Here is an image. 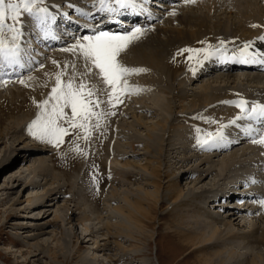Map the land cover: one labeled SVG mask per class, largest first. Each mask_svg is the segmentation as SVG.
Returning a JSON list of instances; mask_svg holds the SVG:
<instances>
[{
  "label": "rangeland",
  "instance_id": "1",
  "mask_svg": "<svg viewBox=\"0 0 264 264\" xmlns=\"http://www.w3.org/2000/svg\"><path fill=\"white\" fill-rule=\"evenodd\" d=\"M87 1L89 0H80V4L84 8H88L84 5ZM191 3L194 4L192 5ZM191 3L192 6H189V3L185 4L182 0H173L168 9L151 6L157 10L155 19L149 22L146 27H142L143 31L145 30L147 34L141 33L129 42L120 57L121 63L129 68H144L145 65L143 63H138L134 56V49L137 48V44L143 42L146 37L149 36L148 34L155 33L156 31H154L153 28L165 26L179 27L176 21L170 24L164 23L166 22V18L172 14L173 9L180 8L183 10L198 11V9L203 10L202 8H204V5L202 3L198 5L196 0H192ZM227 4H230V8L232 7L230 0ZM45 5L51 10L55 9L54 11L56 13L59 10H64L67 5L66 10L70 9L71 11V8H74L73 5H69L63 0H45ZM261 5L264 7V2L260 3V6ZM226 9L227 8L224 7H218L215 13H211L212 17L215 18V15L223 10L228 12L229 8ZM71 14L73 15V13ZM22 19L25 22V31L22 40L26 42L27 50L32 44L31 41H33V37L29 36L31 35L30 33L33 32L34 27L26 16L22 17ZM27 29L30 32H27ZM130 30L131 28L129 31ZM143 36L144 38H142ZM76 38L73 40L70 39L57 47L43 49L40 52L41 54L37 52L34 59H28L26 61V63L31 64L30 70L25 69L23 72H15V74L8 70L6 72L7 75L4 73L0 74V96L8 102L11 100V95L15 94L14 97L21 100L24 96H27L25 92L30 91V84L38 79L37 82L39 85L45 86V89L41 90L39 93L43 92L39 95L42 99L47 98V94L51 90L54 82H46L43 85V81L37 76L40 74V71L43 73L42 70L44 71V69L49 68L48 63L51 62L52 64V61L57 62L55 64L56 66L62 65L61 67L59 66V68L63 70H60L63 73L61 77L62 80L71 78L74 79L78 85L79 81L83 78L75 76L74 74V70H77L78 65L83 66L85 70L84 75L91 78L93 84L89 87L95 86L98 90L105 88L106 86L103 85L102 79L98 76L96 70L93 68L92 72H88L84 62L79 59L78 53L67 50L72 46ZM59 51L61 52V58L59 57L54 60L53 58L55 57L53 54ZM224 52L226 51H219L214 55L216 56ZM67 57L69 61L66 59ZM176 59L177 61L183 60L181 56H178ZM196 60H198L196 54H193L191 59L187 58L185 60L183 68L180 69L181 75L174 80L175 85L172 83L173 88L169 94L159 91L163 90L165 87L162 84L159 85V88L144 86L141 81H138L135 73L129 74L126 77L128 84L137 86L140 89L139 91L125 93L122 97V103L117 104L114 115L106 116L99 128H93L91 130L88 138H83V134L79 133L81 138L77 140L71 132L65 137L66 140H74L75 146L83 149L87 155H81L74 151L73 145L68 143L61 144L59 149L53 146H47L44 156L48 158V164L50 166L45 169L46 171L42 170L39 172L37 169L30 168V170L27 171L26 168L35 164L34 156H27L25 149L22 148V144L24 143L35 142L36 138L29 131L28 125L36 118L37 113L26 116L25 119L18 124L13 123L12 129L8 130L5 124V126L2 125L4 128L1 129V132L4 133V135L2 134L4 137L0 138V262L3 264H83L76 261V259L72 257L73 255L70 254L76 253L79 256L85 255V253L90 250L91 246L96 245V243H94L96 237L99 239L103 237L101 234L105 233V229L103 228L104 222L108 221L114 223L120 221L125 225L128 224L122 216L113 212L110 208L108 209L107 206L122 205L121 195L124 193H128L129 196H136L137 189H153L152 186L145 184V180L151 179L152 176L147 171L137 167L130 166L123 168L128 173L132 174L130 183L123 181L118 182V180L112 176V161L114 160H129L136 165H143L147 163L146 161L148 160L149 166L153 167L156 165L154 162V153L151 152V154L150 152H146L143 148V146L149 142L146 136L147 132L155 134L161 140L162 153L159 161L160 164H158V172L162 177L164 172H174L173 176H171V174L167 177L169 179L161 178V176L156 179L162 184L160 199L164 193L167 192L165 187L170 183L166 180L175 178V176H178L175 180L178 182L181 190L184 193L187 192L186 187L189 186V184H186L189 183V181L192 182L194 176L182 175L179 177L178 173L183 169H188V167L190 169H195L199 164V158L201 159L207 154L215 155V151L194 150V146L196 147L197 143L190 139H186V136L184 138L176 137L173 135V129H183L182 132L185 134H187V130L206 133L207 131L211 132L213 130V132H215V130L223 124L226 126L224 131L230 133L228 134L229 137H233L236 134L234 132V127L230 132L231 127L228 126V120L226 118H223L220 122L217 121L216 125L208 127L199 120L200 116L207 117L205 109H202L203 111H192V109H190V94L194 90H197L198 85L207 81L212 82L211 84L213 85H218L220 83L219 81H214L215 74L199 75V67L195 66ZM40 65H43V67H40ZM65 65H67L69 69L65 67ZM71 69L74 70L71 71ZM230 72L237 74L240 70H231ZM9 74L12 75L9 76ZM30 78H32V81ZM184 78H186L188 82H183L182 79ZM20 79L24 80L23 84L20 83ZM222 86H224V84ZM225 86H227V88L231 87L229 85ZM176 87H182V93L186 94V98L182 100V103L186 106L183 115L175 114L176 110L174 108L179 104L177 96L180 94V92H176ZM165 88L164 90H166ZM254 90L249 91L252 98H250V100L248 98L246 101L249 100V102L255 101L258 104H264V91L261 89L258 90L257 88ZM22 91H24L22 96L17 95L18 92ZM151 94H159V97H162L165 102L167 101L166 103L168 106L170 105L168 110H175V112L172 111V113L168 111L169 113L166 114L167 126L162 130L156 125L157 119L160 118L159 114H161V111L159 109H154L153 105L150 103ZM18 96H20V98ZM255 96H260V98ZM235 99L236 98H230L225 100L228 102L235 101ZM104 100L106 105V92ZM225 100L223 99L222 101ZM227 102L223 105V108H231V105H233ZM250 106L249 103L248 107L250 108ZM145 108H147L148 112ZM38 110L39 109H36V111ZM66 112L70 115V109H66ZM234 114H236V111ZM234 114H229L227 118ZM5 123H7V120ZM91 123L95 122L92 121ZM6 132H8V134H6ZM18 137H22L21 139L24 138L23 143H19ZM252 142L253 138L242 141L236 144L232 151L239 150V147L247 148L246 150L249 151V146L251 145L247 144H252ZM157 148L158 147L155 146L153 150ZM226 151L217 152L219 155L216 154L213 159L217 160L224 156L227 154ZM53 155L54 160L51 159ZM72 163L73 166L76 165L73 167ZM118 166L119 165H116L117 168L121 167V165ZM63 172L64 174H62ZM248 172L249 171L243 170L244 174H248ZM54 174H56V177H54ZM234 179V174H228L224 175L220 180L212 181V176H208L198 184H195L196 181H194V183L192 182L190 187L193 189V192L198 193L203 188H210V192L204 194L206 197L204 195V197L200 196L199 194L197 199L200 198L198 200L194 199L192 202L202 205L206 210H214L212 214L222 220L228 222L230 220L234 232H246L255 227L264 228V207H261V210L257 209L256 212L240 210L241 212L236 214V210H238L234 207L236 202L234 198L236 196H223L224 192H222V190H225ZM244 180L247 181V178H244ZM111 183L116 187V193L114 194H111L113 193L111 191ZM240 187L246 188L245 185ZM49 188L53 194L50 192L49 195H46L45 190ZM261 197L264 196L261 195L257 199ZM217 198H220L219 204L214 206L217 203ZM106 201H109L108 204L105 203ZM172 205L171 202H168L166 198H164L162 205L159 206L158 204L154 206L151 217L143 222L145 225L143 228L144 234H138L134 231L133 225H130L133 235L135 234V236L140 239L131 238L122 233L116 238L117 242L121 244H119L121 247L116 248L112 243L110 244L112 252H110L114 253V256L117 258H121L124 254H129L133 251L139 253L131 262L132 264H158L159 261L160 264H198L191 255H186L182 249L177 248V245L172 244L175 241H173L171 236L165 235L166 226L169 224V219L171 220L170 211L168 210L170 209L169 206ZM79 212H84L88 219L80 221ZM97 216L100 217V220L95 218ZM234 217L237 218L233 219ZM239 217L241 220H239ZM20 220H24L28 223L25 224L23 222L24 224H18L17 222ZM85 226L98 231V233L92 232V234L86 235L84 231ZM114 230L115 229H111V232ZM121 230L124 231V228H121ZM86 238L89 239L87 242L84 241ZM129 242H133L136 245L133 250L126 248ZM78 243H80L82 247L75 252ZM100 248L102 247L100 246ZM93 250L95 251V249ZM261 251H264V248L263 250L261 249ZM102 252L103 250L98 253ZM103 253L105 254V251ZM172 254L177 255L172 258ZM62 255L65 257L63 258ZM96 258L97 262L101 261L98 256ZM90 261L89 263H91ZM125 262L127 261L121 260L118 264H125ZM93 264L95 263L93 262Z\"/></svg>",
  "mask_w": 264,
  "mask_h": 264
},
{
  "label": "bare ground",
  "instance_id": "2",
  "mask_svg": "<svg viewBox=\"0 0 264 264\" xmlns=\"http://www.w3.org/2000/svg\"><path fill=\"white\" fill-rule=\"evenodd\" d=\"M63 1H65L69 5H73L74 7L73 8L74 10L72 8L71 11L70 9L67 10L68 12L67 18L69 17L71 18L73 16L71 13H74L76 11L75 8L77 9L83 7L80 4V0H63ZM196 2L198 3V5L201 3L204 5V8H202L203 10H199V9L198 11L187 10V9L183 10L180 8L173 9L172 14L170 13L171 15L168 18H166V22L164 23L170 24L176 21L179 27L165 26L160 28H153L154 31L156 32L148 34L149 36H147L145 40L142 39L144 40L143 42L137 44V48L135 49L133 48L135 50L134 56L137 59V62L140 64L143 63L145 65V67L142 68L145 69V71L135 73L138 81H141V83L144 86H149L151 88L152 87L159 88V85L162 84L163 86L166 87V88L164 87L166 90H164L163 88V90H159L160 92L162 91L169 94L172 91L173 88L172 83L174 84V80L177 77H179V75H181L180 69L183 68V64L189 56V53L187 51L180 52L179 54H177V50L179 49L191 48L195 50L206 47L208 45H211L215 48H220L221 45L218 42L224 41L223 50H227L226 52H229V54H231L230 58L232 56H239V57L244 56L245 58L246 57L245 54L238 55V53H240L242 49H245V44L247 42L248 47L247 49H245V51H248L249 54L253 53V57H255L256 60L262 59V61H264V7H262V5L260 6V3H263L264 0H230L232 5L231 8H230V4H227L229 3V0H196ZM151 3H154V1L150 2L149 4ZM194 3L191 4L193 5ZM164 4H165L164 2L162 3L160 1L158 2L159 6ZM191 4L189 3L188 5L190 6ZM84 5L90 9L89 12L91 13V15L89 16V19L93 18L92 15L99 13L95 9L91 8V0L84 3ZM170 6H168V8H170ZM66 7L64 8V10H59L58 12L60 13L63 11L66 12ZM218 7H224L227 9L229 8V11L228 12H225L224 10L222 12L217 11L218 15L216 14L215 15L216 17L214 18L212 17V14L216 12V9H218ZM54 13L56 12L54 11ZM153 14L154 13H152V17ZM93 19H95V16ZM99 19L100 17L97 18L95 21H98ZM80 25H88V24L82 23ZM252 25H256V27H253ZM90 28H92V26H90ZM26 31L30 32L28 29ZM144 31H142L143 34L146 33V31L145 32ZM59 32H57V36H60ZM31 36L32 34L29 37ZM75 36L76 34H73V38H75ZM60 37H63V35H61ZM142 38H144V36ZM36 42L33 43V41H31L32 44L31 46H29V49H31V51L29 52H32L34 49L40 50L41 52V50L48 48L44 46L45 44H40L38 43V41ZM52 47H57V46H52V45L49 46V48ZM232 52H236V53H232ZM184 54H186L187 57ZM193 54H196L197 56H199V58H202L195 63V66H198L200 71L202 69H207L209 65H213L215 61L221 59V58L217 59L215 55L205 59L203 58V54H197L195 52H193L192 55ZM53 55L55 57L53 59L56 60L61 56V52L60 51L58 53L56 52ZM178 56H181L183 60L177 61L176 58H178ZM68 57L66 59H68L69 61ZM32 59L33 57L30 58L29 60ZM25 64L27 65L28 63H26L25 61ZM48 64H49L48 66L49 68L44 69V71L42 70L43 73H41V71L39 72L40 73L39 75L37 73L38 75L37 77H39V79L43 81V85L46 82L48 83H50L51 81L55 82V73L58 70L59 71L61 70L55 64L53 63L51 64V62ZM59 66L61 67L62 65ZM26 70H28V68ZM73 70L74 69H71V71ZM230 71H231L230 69H226L225 71L217 72V74H215L214 72H209V74H215L214 81H219L220 83L218 85H213L211 84L212 82L209 81L204 82L198 85L197 90H194L190 94L191 97L189 101L190 109H192V111L194 110L200 111L202 109H205L207 113V117L200 116L199 118L200 122H202L205 126L208 127L211 125L214 126L217 124V121L220 122V120H222L223 118H226L229 121L231 118H232L231 120H233L235 117H237L240 110L237 107H235L234 104L231 105V108H223V105L227 102L225 99L236 98L235 100L238 99L246 100L249 98L250 100V98H252V95L249 93V91H253L255 88L264 91V74H258V72L256 71L248 72L247 69L245 68L240 69V72L237 74ZM84 73L85 70L83 69V66L77 65V70L76 69L74 70L75 76L83 77L82 79H84L87 82L86 87H89L91 84H93V82L91 78L85 76ZM30 79L32 81V78ZM37 80L31 84L29 82L32 90L31 88H29L30 91L25 92L27 96H24L21 100L16 99L14 97L15 94L11 95L12 96L11 100H9L8 102L0 96V138L4 137L2 136V134L4 135V133L1 132V129L4 128L2 125L5 124L8 130L12 129V126L14 125L13 123L18 124L20 123V121L22 122L26 116H31L32 114L34 113L36 114L38 111H40V109L37 107V103H34V101L38 102L42 100L39 94H41L43 91L41 93L39 92L45 89V86H40ZM182 81L185 82L187 81V79L184 78L182 79ZM223 84L224 86H222ZM225 85H229L231 87L227 88V86ZM23 92L24 91L18 92L17 95L22 96ZM176 92H180V94L177 96L179 104L177 103L178 105L174 108L176 112L175 110H171V109L168 110L170 105L168 106L166 103L167 101L165 102L162 99V97H159V94L158 95L151 94L150 96L151 99L150 103L153 105L154 109L156 110L159 109L161 111V114H159L160 118L157 119L156 121V125L161 130L167 126V116H166L167 113L169 112L172 113L173 111L175 112L176 115L184 114L186 106L182 103V100L186 98V94L182 93V87L181 88L176 87ZM18 97L20 98V96ZM258 97L260 98V96ZM223 99L225 101H222ZM252 100H256V99H252ZM116 107L117 104H114L113 111L116 110ZM36 109L39 110L36 111ZM145 109L147 110V108ZM104 110L107 111V104L104 105ZM235 111L236 114H234ZM229 114H234V115H231L229 118H227ZM6 120L7 123H5ZM241 120L243 119L237 120L235 123L231 124V126L228 124V126L231 127L230 132L235 128L234 132L236 133L235 136L229 137L230 142H225L224 144L217 146H209L207 148H203L201 146H198L197 144L196 147L194 146V150L197 149L199 151L201 150L215 151V155L217 154V152L220 153V152H225L226 150H230V151H226L227 154L218 158L217 160L213 159L215 155L212 154L210 155L207 154L206 156L204 155L201 159L200 158L198 159L199 164L195 169H190L188 167V169H183L178 173L179 177L182 175H187L190 177L194 176L193 181L192 180L191 181L193 183L194 181H196L195 184L202 182V180H204L208 176H212V181H213V180L222 179L224 175L234 174L235 177V179L233 180L234 183L233 182H232L233 184L230 183V185L227 187L229 190L233 191L229 197L236 196V202L234 204V207L238 209L236 210V214L244 210H247L249 212H256L257 209L261 208L260 204L257 202L259 199L251 200V198L252 197L255 198L258 192L260 194L263 193L262 195L264 196V188H263L264 184H262L264 183V144L252 142V144H247V145H251L249 146L250 147L249 151L246 150L247 148H240V147L239 150L241 151L239 150L232 151L233 147H235L236 144H239L242 141H246L252 138L248 136L244 138L242 137L239 131ZM182 131L183 129L175 128L173 129V135H175L178 138L179 137L184 138L186 136V139L195 141V143H197L198 135L203 136L204 134L208 133V131L206 133H203L198 131L194 132L193 130L190 131L187 130V134H185ZM6 134H8V132H6ZM146 136L149 142H147L143 146V148L145 149L146 152L154 153L153 154L154 162L156 163L157 166L156 165L153 167L149 166L148 160L146 161L147 163H144L143 165H136L130 162L129 160H123V161L114 160L112 161L113 164L112 176L115 177V179H117L118 182L123 181L130 183L132 179L131 177L132 174L128 173L123 168L130 166L137 167L139 169L147 171L152 176L151 178L152 180L146 179L145 184L152 186L153 189L152 190L137 189L136 196H129L128 193L122 194L121 195V201L123 202L122 205L107 206V208L108 209L110 208L113 212L122 216V218L128 224L125 225L120 221L114 223H110L108 221L104 222L103 228L105 229V233H102L101 235L103 237H100L99 239L95 236L96 240H94V243H96V245L91 246L90 250H88L85 253V255L83 254L82 256H79L76 253H72V254L69 253V254L73 255L72 257L76 259V261H79L83 264H93V262L95 264H118V262L121 260L127 261L125 262V264H132L131 262L135 257L139 255V253L133 251L129 254H124L121 258H117L114 256V253H111L112 249L110 244L113 243V245L116 248H120L121 244L117 242L116 238L120 236L122 233L125 236L136 239L137 237L135 236V234L133 235V232L130 229V225H133L135 229L134 231L137 232L138 234H144L145 232H143V228L145 225L143 222L151 217V212L154 206L158 204L159 206H161L164 198H166V200L168 202H171V204L173 205L169 206L170 209L168 211H170L171 220L169 219L168 222L169 224L166 226L165 235L171 236L173 241H175L172 244L177 245L178 246L177 248L182 249V251H184L186 255L189 256L191 255V257H193L196 263L198 264L200 263L201 264H264V251H261V249L263 250L264 248V228L255 227V228H251V230L246 232H241V233L234 232V228L231 227L230 220L229 222L222 220L221 218L214 216L212 214V211L214 210H206L203 208L202 205H198L195 202H192L194 199H197L199 194L200 196H203L204 194L210 192V188H203L198 193L193 192V189H191L190 187V184L192 182L189 181V183L187 184L185 183L186 185L189 184V186L186 187L187 192L185 191L186 193H184L181 190L178 182L175 180V178L176 177L178 178V176H175V178L166 180L167 182L170 183H168L167 186L165 187V190L167 192H165L164 195L162 194L163 196L160 199V189L162 187V184L159 180L157 181L156 179H158L161 176V174L158 172L159 170L158 164H160L159 161L162 153V144L160 138H158L155 134L151 132H147ZM21 138L22 137L17 138L19 140V143H23L24 138L23 139ZM47 146H52V145L37 139H35V142L33 143L22 144V148L25 149V153H27V156L30 157L34 156V161H35V164L26 168L27 171L30 169H37L40 172L50 166L48 164L49 163L48 158L44 156ZM155 146H157L158 148L153 150ZM51 159L54 160V155L51 157ZM116 165L119 166L121 165V167L117 168ZM243 170L249 171L248 174H244ZM62 174H64V172ZM169 175L173 176L174 172L172 171L164 172L163 177L161 176V178L165 179ZM54 177H56V174H54ZM244 178H247L248 183L247 185H245L246 188H243L244 189L243 190L240 187L241 183L239 185H236V183L242 180V183L246 184ZM252 180H255L257 182L252 183L251 182ZM111 188H112L111 191L113 192L111 194L116 193V187L114 186L113 183H111ZM236 191H242V192H236ZM50 192L51 194H53L50 188L45 190L46 195H49ZM222 192H226V189L222 190ZM245 192L247 193V196L250 197V200L249 198H247V196H244ZM253 194L256 195L253 196ZM239 196L243 197V200H241V202H239L238 200ZM219 200L220 198L216 199L217 203L214 206H217L219 204ZM108 202L109 201H106L105 203L108 204ZM79 213H80L79 218L81 219L80 221H84L88 219L87 215L84 212H79ZM95 218L100 220L99 216ZM236 218L237 217H234L233 219ZM239 220H241L240 217ZM23 222L25 224L28 223L24 220H20L17 223L22 224ZM121 228H124V231H122ZM111 229H115V230L111 232ZM84 231L86 235H90L92 234V232L98 233V231H95L88 226L84 227ZM87 240L89 239L86 238L84 241L87 242ZM100 246L102 248H100ZM81 247L82 245L78 243L75 248V252L76 250L78 251V249H80ZM134 247H136V245L133 242H129L128 247L126 248L133 250ZM93 249H95V251ZM101 250H103V252L105 251V254L103 252L98 253ZM177 254H172L171 257L173 258ZM97 256L101 259V261L99 262L96 261ZM62 257L64 258L65 256L62 255ZM89 261L91 263H89ZM0 264L3 263L0 262ZM158 264H160V261L158 262Z\"/></svg>",
  "mask_w": 264,
  "mask_h": 264
},
{
  "label": "snow or ice",
  "instance_id": "3",
  "mask_svg": "<svg viewBox=\"0 0 264 264\" xmlns=\"http://www.w3.org/2000/svg\"><path fill=\"white\" fill-rule=\"evenodd\" d=\"M182 2L187 4L192 0H182ZM146 5L147 0H91V8L110 18L124 11L139 12L153 18ZM76 12L85 18L91 15L85 8H77ZM24 16L32 22L41 38L58 39L56 33L57 15L45 5V0H0V74H3L6 69L13 73L25 67L28 70L31 69V64H25L27 50L26 42L22 40L25 26L22 17ZM252 26L256 27V25ZM142 31L143 28L136 25L132 26L130 31L110 32L95 29L90 34H82L81 37H77L67 50L78 53L79 59L84 62L88 72H92L94 68L106 87L99 90L95 86L86 87L87 82L84 79H81L78 85L71 78L62 80L63 73L58 70L47 98L38 102L34 101L40 111L28 125L31 134L37 140L57 149L61 144H71L74 151L86 156L87 153L83 149L75 146L74 140H66L65 137L71 132L77 140L81 138L79 133L83 134V138H88L91 130L99 128L106 116L114 115L113 106L122 103L125 93L140 90L137 86L129 85L126 77L131 73L145 71V69L129 68L121 63L120 57L129 42ZM218 43L221 45L220 48L208 45L195 50L191 48L179 49L177 54L187 51L188 59H191L192 53L195 52L203 54V58L207 59L209 56L223 51L224 41ZM247 47L246 42L245 49ZM245 49L241 50V55H244ZM52 63L56 64L57 62L52 61ZM20 83L23 84L24 80L20 79ZM105 92L107 94V111L104 110ZM227 103L234 104L240 110L237 117L228 121V124L231 125L240 119L250 121L251 123H247L246 126H241L242 131L248 137H252L254 143L264 144V132L260 131V128H264V104L244 99ZM249 103L250 108L248 107ZM66 109H70V115ZM92 121L95 123H91ZM253 124L260 127L254 128ZM225 127L221 124L215 132H208L203 136L198 135L197 144L207 148L230 142L228 134L224 131ZM251 182L256 183L257 181L252 180ZM247 183L246 181V185ZM257 202L261 207H264V197H261Z\"/></svg>",
  "mask_w": 264,
  "mask_h": 264
}]
</instances>
